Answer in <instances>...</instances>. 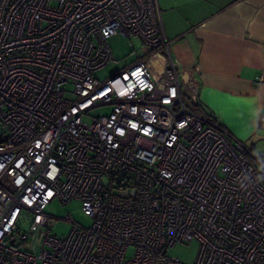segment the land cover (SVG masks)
Returning a JSON list of instances; mask_svg holds the SVG:
<instances>
[{"label": "built area", "instance_id": "1", "mask_svg": "<svg viewBox=\"0 0 264 264\" xmlns=\"http://www.w3.org/2000/svg\"><path fill=\"white\" fill-rule=\"evenodd\" d=\"M115 34L161 76L96 78ZM0 123V264H186L166 250L194 239L192 264H264V153L187 107L157 0H0ZM56 198L90 225L52 235Z\"/></svg>", "mask_w": 264, "mask_h": 264}, {"label": "crops", "instance_id": "2", "mask_svg": "<svg viewBox=\"0 0 264 264\" xmlns=\"http://www.w3.org/2000/svg\"><path fill=\"white\" fill-rule=\"evenodd\" d=\"M157 1L185 104L247 145L264 124V84L255 82L264 74V0Z\"/></svg>", "mask_w": 264, "mask_h": 264}, {"label": "rangeland", "instance_id": "3", "mask_svg": "<svg viewBox=\"0 0 264 264\" xmlns=\"http://www.w3.org/2000/svg\"><path fill=\"white\" fill-rule=\"evenodd\" d=\"M108 43L117 61H110L103 68L95 72V77L99 80L110 77L114 72L137 59H142L144 61L154 78H157L155 74L161 76L165 57L163 56V58H160L156 54L148 55L147 46H145L137 36L131 34L125 37L121 34H115L108 38ZM110 109V106L98 107L92 110V115L107 113ZM262 114H264V109H262ZM2 135L3 127L0 123V140L2 139ZM246 146L252 153H264V124L261 125L252 141L247 142ZM45 211L52 216V221L54 222V224L47 225V229H49L52 235H67L72 223L66 219V215H69L73 221L84 227H88L91 223L90 217L82 211L81 204L76 199H72L66 203H62L58 198L53 199L47 204ZM26 227L27 225L25 223L24 228ZM198 250L199 243L194 239L174 244L167 248L166 254L168 256H174L186 264H192L197 257ZM130 253L131 249L128 250L127 254L129 255Z\"/></svg>", "mask_w": 264, "mask_h": 264}, {"label": "trees", "instance_id": "4", "mask_svg": "<svg viewBox=\"0 0 264 264\" xmlns=\"http://www.w3.org/2000/svg\"><path fill=\"white\" fill-rule=\"evenodd\" d=\"M209 118H211V117H209ZM211 119H213V120H215L214 118H211ZM216 121V120H215ZM220 124V123H219Z\"/></svg>", "mask_w": 264, "mask_h": 264}, {"label": "water", "instance_id": "5", "mask_svg": "<svg viewBox=\"0 0 264 264\" xmlns=\"http://www.w3.org/2000/svg\"><path fill=\"white\" fill-rule=\"evenodd\" d=\"M182 79H184V76L182 75Z\"/></svg>", "mask_w": 264, "mask_h": 264}]
</instances>
